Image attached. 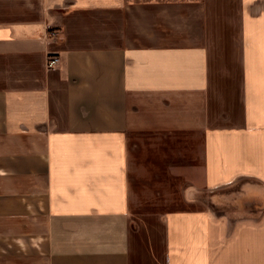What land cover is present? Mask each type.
<instances>
[{
	"label": "crops",
	"instance_id": "1",
	"mask_svg": "<svg viewBox=\"0 0 264 264\" xmlns=\"http://www.w3.org/2000/svg\"><path fill=\"white\" fill-rule=\"evenodd\" d=\"M0 264H264V0H0Z\"/></svg>",
	"mask_w": 264,
	"mask_h": 264
},
{
	"label": "rangeland",
	"instance_id": "2",
	"mask_svg": "<svg viewBox=\"0 0 264 264\" xmlns=\"http://www.w3.org/2000/svg\"><path fill=\"white\" fill-rule=\"evenodd\" d=\"M162 178H163V175H160ZM178 188L179 184L178 185H173L172 188L170 187V190L169 192H173V190L175 191V187ZM153 192H157V193H161V192H167L168 190H166V186L165 185H162V186H156V187H153L152 188ZM177 191H179V189H176ZM199 198L203 199L205 202L206 200L209 202V197H208V193L207 192H204ZM160 208H162L160 206Z\"/></svg>",
	"mask_w": 264,
	"mask_h": 264
},
{
	"label": "built area",
	"instance_id": "3",
	"mask_svg": "<svg viewBox=\"0 0 264 264\" xmlns=\"http://www.w3.org/2000/svg\"><path fill=\"white\" fill-rule=\"evenodd\" d=\"M58 32L56 30L50 31L49 36L51 39L56 38L58 36ZM59 63V57L54 55V56H48L47 57V66L48 68H54Z\"/></svg>",
	"mask_w": 264,
	"mask_h": 264
}]
</instances>
